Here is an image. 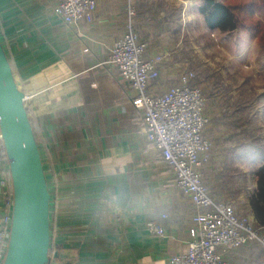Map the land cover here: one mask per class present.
<instances>
[{"label": "crops", "instance_id": "obj_1", "mask_svg": "<svg viewBox=\"0 0 264 264\" xmlns=\"http://www.w3.org/2000/svg\"><path fill=\"white\" fill-rule=\"evenodd\" d=\"M55 3L0 0V40L19 87L32 96L26 109L51 196L52 253L56 245L58 264H168L172 255L186 252L198 208L180 194L174 172L148 142L132 104L134 90L106 62L127 30L126 0H96L92 21L74 25L54 13ZM133 29L147 42L146 57L167 52L172 33L143 10L137 11ZM181 74L176 61L164 60L150 91L159 94L179 84ZM205 114L210 120L204 135L211 147L201 171L213 173L208 181L204 175L206 186L221 201L240 190L244 213L259 227L249 204L259 163L251 186H233L218 166L229 162L224 157L234 132L216 125L215 111ZM234 152L241 161L243 151ZM10 206V176L3 162L0 223ZM148 220L160 221L164 235L149 234ZM256 247L251 241L219 251L231 264H262Z\"/></svg>", "mask_w": 264, "mask_h": 264}, {"label": "built area", "instance_id": "obj_2", "mask_svg": "<svg viewBox=\"0 0 264 264\" xmlns=\"http://www.w3.org/2000/svg\"><path fill=\"white\" fill-rule=\"evenodd\" d=\"M95 8L96 0H56L53 10L65 24L74 25L91 22ZM125 10L127 30L113 43L106 62L134 90L132 104L142 116L148 142L174 172L180 194L198 208L191 217L186 252L172 255L168 264H231L219 249L240 248L251 241L259 242L264 249V226H253L248 216L237 214L233 203L215 199L203 182L201 166L208 159L211 142L204 135L209 123L204 111L206 97L191 84L194 73L185 72L179 84L152 93L150 84L159 77L160 66L168 56H145L147 42L133 29L136 0H126ZM31 97L24 93L25 104ZM3 162L6 164L0 134V164ZM7 221L6 216L0 229V261ZM145 229L151 235L165 233L157 220H148Z\"/></svg>", "mask_w": 264, "mask_h": 264}, {"label": "rangeland", "instance_id": "obj_3", "mask_svg": "<svg viewBox=\"0 0 264 264\" xmlns=\"http://www.w3.org/2000/svg\"><path fill=\"white\" fill-rule=\"evenodd\" d=\"M201 1L136 0V11L143 10L161 23L162 29L172 33L164 52L167 59L176 61L182 74L194 73L192 83L206 97L205 111L218 113L213 118L216 125L229 126L234 132L224 157L229 162H220L218 170L222 169L233 186L236 182L245 188L251 186L255 165L264 162V45L241 29L227 32L208 29L198 11ZM221 112L227 115L219 116ZM240 149L244 155L241 161H236L233 154ZM210 169L203 168L205 185L204 175L208 181L213 174ZM236 194L224 200L233 203L237 214L246 215L242 209L244 198ZM261 248L257 242L259 261L263 264L264 249Z\"/></svg>", "mask_w": 264, "mask_h": 264}, {"label": "water", "instance_id": "obj_4", "mask_svg": "<svg viewBox=\"0 0 264 264\" xmlns=\"http://www.w3.org/2000/svg\"><path fill=\"white\" fill-rule=\"evenodd\" d=\"M0 134L10 176L11 206L0 264H58L52 253L50 192L40 150L0 40ZM3 221L0 223V229Z\"/></svg>", "mask_w": 264, "mask_h": 264}, {"label": "trees", "instance_id": "obj_5", "mask_svg": "<svg viewBox=\"0 0 264 264\" xmlns=\"http://www.w3.org/2000/svg\"><path fill=\"white\" fill-rule=\"evenodd\" d=\"M198 11L208 29L220 32L241 29L264 45V0H202ZM254 176L256 189L249 204L256 225L263 227L264 162L256 165Z\"/></svg>", "mask_w": 264, "mask_h": 264}]
</instances>
